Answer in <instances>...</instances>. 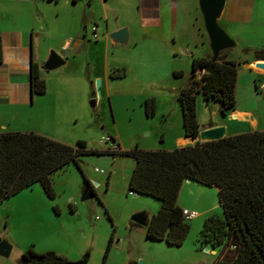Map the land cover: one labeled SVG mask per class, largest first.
<instances>
[{
  "label": "rangeland",
  "instance_id": "obj_1",
  "mask_svg": "<svg viewBox=\"0 0 264 264\" xmlns=\"http://www.w3.org/2000/svg\"><path fill=\"white\" fill-rule=\"evenodd\" d=\"M26 1L29 0H0V9L7 7L9 12L21 18L29 9L36 13L32 1ZM36 3L48 24L52 26L56 19L55 25L61 26L49 41L52 44L61 41L66 29L65 17L70 9L66 4L68 0H36ZM93 5V12L99 10L97 0ZM195 9L198 31L206 35L198 7ZM130 17L133 18L132 15ZM130 20L133 22L135 43L110 44L107 39V46H99L98 52L93 53L96 56H90L91 63H95L91 78L97 76L91 79V83L81 73L76 75L75 64L41 69L44 95L55 97L54 107L58 115L65 118L71 144L82 140L87 148H106L115 144L109 139L112 138L122 148L147 146L156 149L169 142L165 136L163 142V132L171 136L181 132V123L175 112L178 104L174 99V89L183 86L185 77L174 78L169 69L179 68L187 73V60L181 56L171 62L163 56L165 42L151 40L138 23ZM90 26L92 23L87 21L86 29L89 30ZM86 36H89L88 32ZM118 66L123 67L124 77H108L106 85L103 82L98 85L96 96L95 80L99 82L105 70ZM144 97L154 100L155 109L151 117L143 112L141 101ZM90 101H94L93 106ZM195 102L199 127L207 126L220 116L217 102H204L198 93L195 94ZM78 164L92 186L93 198L79 201L83 179L75 166L70 164L51 178L53 199H48L40 186L33 184L0 201V214L4 220L0 224V239L5 240L1 236L7 234L15 244L30 240L37 252L50 251L68 261L84 258L85 264H100L113 229L112 242L103 264H208L217 257V249L211 250L202 241L199 242L201 236L198 232L204 220L201 217L186 220L188 230L179 246L150 240L144 236L140 226L130 223L132 213L143 211L148 215L157 206L153 198L128 194L126 180L132 166L130 158L84 155L79 158ZM94 168L102 170V173ZM94 181L97 185L93 184ZM213 189L210 204L214 207L209 215L220 216L221 209ZM71 204H74V210H70ZM18 259L19 254L14 248L7 257L0 256V264L3 261L14 264Z\"/></svg>",
  "mask_w": 264,
  "mask_h": 264
},
{
  "label": "trees",
  "instance_id": "obj_2",
  "mask_svg": "<svg viewBox=\"0 0 264 264\" xmlns=\"http://www.w3.org/2000/svg\"><path fill=\"white\" fill-rule=\"evenodd\" d=\"M228 49L219 51L214 59L211 55L192 59L185 84L174 92L185 137H197L195 94H200L204 102H217L221 115L234 105L236 63L222 60ZM253 56L264 59V47L254 50ZM172 74L176 77L180 72ZM123 75V69L108 73L111 79ZM28 90L29 100L34 94L45 92L44 80L31 58ZM141 104L145 116H153L154 100L147 97ZM84 155L124 156L133 160L127 191L159 202L156 212L146 220L144 236L170 246H179L188 230L181 209L175 204L182 181L189 179L203 186H215L221 215L205 217L198 232L199 242L218 251L211 264H264V130L195 141L170 150L137 146L120 149L116 143L106 148H87L82 140L70 145L33 131H1L0 201L33 183L39 184L48 199H53L51 175L69 164L82 176L81 191L93 192L78 164ZM107 218L110 220L108 215ZM112 233L113 229L100 264L111 245ZM67 262L65 257L53 252H37L32 245L25 247L17 260V264Z\"/></svg>",
  "mask_w": 264,
  "mask_h": 264
},
{
  "label": "crops",
  "instance_id": "obj_3",
  "mask_svg": "<svg viewBox=\"0 0 264 264\" xmlns=\"http://www.w3.org/2000/svg\"><path fill=\"white\" fill-rule=\"evenodd\" d=\"M30 1L34 4L36 13L29 9L22 18L16 16L12 11L9 12L7 7L0 9V132L33 131L65 144L73 145L65 118L58 115V111L54 107L55 97L44 95V92L43 94H34L29 100V60L31 58L37 64L39 77L44 79L41 69H43L42 65L48 56L49 49H53L60 55L67 52L63 57V65L75 64L77 67L76 75L79 76L81 73L82 77L91 83V79L97 76L94 75V78H91L95 63H91L90 56H96L93 53L98 52L99 46H107L109 33L124 27L125 42L135 43L133 22L130 19H133L134 24L138 23L151 40L160 39L165 42L166 49L163 56L171 62L176 61L181 56L186 58L189 71L184 73L179 68H170L172 77H174L173 71L180 72L179 76L174 78H182V76L186 78L190 72L192 59L211 55L207 36L201 34L197 28L198 17L196 18L195 9L197 0H97L99 10L94 12L92 11L94 0H68L66 4L69 5L70 9L67 10L68 15L65 17L64 26L66 29L61 41L54 44L49 40L56 33V29H61V26L55 25L56 19L52 26L48 24L45 15L38 11L36 0L26 2ZM62 16L63 14L60 16L61 19ZM87 21H90L95 27L96 40H91L89 37L91 26L89 30L86 29ZM216 24L233 42V45L222 54V60H233L236 63L234 105L223 115L220 114L215 120H211L207 126L199 127L198 131L220 125L224 127V136L264 130V89L262 86L264 70L253 66L256 61H264V59H256L253 56L254 50L264 47V0H224ZM87 32L89 36H86ZM186 32L189 34L185 35ZM101 36L103 40L100 41ZM109 40L110 44L118 43ZM113 69H123V67L118 66ZM109 71L110 69L104 71L99 84L102 85L103 82L106 85ZM175 112H177L181 123L179 107L176 106ZM165 121L163 120V122ZM164 136L168 138L169 142L166 146L158 149L170 150L198 141L197 137L194 139L185 137L182 134V127L180 133H175L172 136L168 132L166 134L163 132V142ZM114 143L116 142L114 141ZM140 148L149 149L147 146ZM66 166L53 173L51 178L54 174L64 170ZM87 181L89 182L88 179ZM93 184L97 185V182L94 181ZM211 188H214L212 191L216 193L217 188L215 186H203L185 179L179 187L175 204L180 209L195 211L196 215L193 218L201 217L204 219L214 207V204L212 206L210 204ZM134 195L136 194L134 193ZM158 207L159 202L157 201V206L151 210L150 214H145L146 220L156 212ZM1 209L2 207H0V211ZM70 210H74V204H71ZM1 223H4L2 214H0ZM132 225L136 224L132 223ZM141 228L144 232V227ZM6 235L1 237L9 245L7 256L14 248L20 255L25 247L32 245L30 240L15 244L12 238ZM197 263L199 264V262ZM2 264L11 263L3 261ZM14 264H17V260Z\"/></svg>",
  "mask_w": 264,
  "mask_h": 264
},
{
  "label": "water",
  "instance_id": "obj_4",
  "mask_svg": "<svg viewBox=\"0 0 264 264\" xmlns=\"http://www.w3.org/2000/svg\"><path fill=\"white\" fill-rule=\"evenodd\" d=\"M224 0H197V7L202 17L203 28L208 39L209 49L211 56L214 59L217 53L221 50L228 49L233 45L231 39L217 26L216 19L219 16L223 7ZM108 38L118 43H124L126 39L125 28L122 27L108 34ZM67 52H63L61 55L50 50L46 60L44 61L42 68L44 70L52 69L63 64V57ZM253 66L258 69L264 70V61H256ZM201 73V69L198 70V76ZM99 82L95 80L94 90L95 95L98 96ZM264 89V83H263ZM90 105H94V101H90ZM224 136L223 126H214L201 129L197 132V138L199 142L211 141L222 138ZM93 192L84 190L81 192L79 201L93 198ZM129 220L138 226L144 227L146 223V216L143 211H137L130 215ZM9 251V245L0 239V255L7 256ZM66 264H85V259L77 261H68Z\"/></svg>",
  "mask_w": 264,
  "mask_h": 264
},
{
  "label": "built area",
  "instance_id": "obj_5",
  "mask_svg": "<svg viewBox=\"0 0 264 264\" xmlns=\"http://www.w3.org/2000/svg\"><path fill=\"white\" fill-rule=\"evenodd\" d=\"M90 38H92L93 40L96 39V33H95V27L94 26L90 27ZM94 170L97 171V172L102 173V170H96V169H94ZM128 194H132L133 195L134 193L133 192H128ZM181 214H182L183 218L185 220H187V219L195 217L196 212L195 211H189V210H186V209H181ZM230 248H233V246H230Z\"/></svg>",
  "mask_w": 264,
  "mask_h": 264
}]
</instances>
